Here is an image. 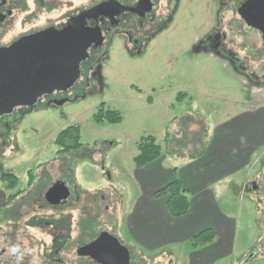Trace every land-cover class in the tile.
<instances>
[{
	"label": "rangeland",
	"instance_id": "374dc122",
	"mask_svg": "<svg viewBox=\"0 0 264 264\" xmlns=\"http://www.w3.org/2000/svg\"><path fill=\"white\" fill-rule=\"evenodd\" d=\"M211 16L209 0H184L173 26L143 56L130 57L117 44L102 63V78L88 82L82 77L67 95L73 101L63 108L44 103L10 131L0 125V190L3 173L18 176L25 185L27 171L52 167L58 151L55 139L68 127H81L84 144L63 167L73 194H78L76 201L63 208L39 203L15 208L14 221H0V264H56L47 259L55 253L54 236L61 237L56 246L62 248L64 264H92L76 251L102 231L132 250L133 264H187L191 253L206 246L194 249L187 242L149 250L138 242L140 237L154 243L160 227L150 220L131 224L136 216L140 222L144 195L133 161L136 143L155 137L163 150L158 166L173 170L201 151V141L212 143L216 129L230 123L241 136L243 153L255 146L242 178L258 183L259 189L242 187L229 207L241 218L237 249L213 264H264V87L253 86L215 57L194 53L193 42L204 37ZM250 66L264 71V63ZM102 104L119 111L123 121L96 123L93 116ZM255 124L262 128L261 136L250 132ZM161 168L147 171V184ZM51 176V181L61 178L57 166Z\"/></svg>",
	"mask_w": 264,
	"mask_h": 264
},
{
	"label": "flooded vegetation",
	"instance_id": "af4514ba",
	"mask_svg": "<svg viewBox=\"0 0 264 264\" xmlns=\"http://www.w3.org/2000/svg\"><path fill=\"white\" fill-rule=\"evenodd\" d=\"M183 2L184 0H0V50L46 31L64 32L69 28L89 31L94 41L80 70L81 78L86 77L90 82L102 78V63L110 57L111 50L117 44H121L123 51L130 57L143 56L149 45L173 26ZM209 8L212 11L210 23L204 37L195 38L192 48L194 53L215 57L227 68L230 67L249 79L250 83H254L253 86L264 87L261 81L262 78L264 80V71L258 73L250 66L253 63H264V0H209ZM74 87L68 92L55 91L43 96L35 108H16L13 113L0 118V125L8 132L19 125L23 117L38 112L44 103L63 108L73 101L67 95ZM2 137L3 132L0 133V138ZM72 154L77 152L62 155L57 151L52 167L41 165L35 171H27L28 180L25 185L21 184L18 176L3 173L0 221H14L15 208L23 203L29 206L35 203L51 206L46 200V194L59 182L68 185L71 197L58 208L73 204L78 194H73V187L63 173L65 159L74 157ZM3 157L4 154L0 152V160ZM54 166H57L61 178L51 181V168ZM103 232L105 231L78 247L76 254L79 255L78 250L82 246L94 242ZM59 238L54 236L55 253L47 257L49 263L64 264L59 257L62 248L56 246ZM18 253L20 255V251H17L16 257H19ZM82 258L92 264H99L89 257ZM133 258L132 255V264Z\"/></svg>",
	"mask_w": 264,
	"mask_h": 264
},
{
	"label": "crops",
	"instance_id": "0c3cea01",
	"mask_svg": "<svg viewBox=\"0 0 264 264\" xmlns=\"http://www.w3.org/2000/svg\"><path fill=\"white\" fill-rule=\"evenodd\" d=\"M231 126L232 123L229 127L221 125L217 128L212 143L207 142V146L204 149L202 147L198 154L185 161L182 167L166 170L161 168V165L158 166L156 160L144 168H137L140 171L138 184L144 193L140 201L143 208L139 217L140 222L136 221L138 218L136 216L135 220L131 219V224L150 220L160 227V233L151 245L146 240L138 238V242L143 247L154 250L166 245L185 244L210 229L216 233V240L203 248L204 251L191 253L187 258V264H213L220 257L226 258L234 254V250L237 249L236 237L241 218L238 216L240 213L237 215L236 212L230 211L229 207L234 204L242 187L248 190L259 189V184H251L247 179L242 178L243 172L252 163L255 146H251L252 150L248 149V152L243 153L241 136L238 132L235 134L237 127L231 128ZM249 130L254 131L256 136H261L263 133L262 128L258 129L257 124L249 127ZM201 144L204 145L205 142L201 141ZM160 168L161 172L153 174L152 181L147 184L143 179L147 171ZM175 180H178L188 191L191 199L190 211L182 218H172L167 210V199L155 197L157 191ZM138 205L140 206V203ZM255 225H258L257 221ZM226 240H229L228 244Z\"/></svg>",
	"mask_w": 264,
	"mask_h": 264
},
{
	"label": "water",
	"instance_id": "95a60500",
	"mask_svg": "<svg viewBox=\"0 0 264 264\" xmlns=\"http://www.w3.org/2000/svg\"><path fill=\"white\" fill-rule=\"evenodd\" d=\"M93 41L89 31L69 28L38 33L0 50V118L18 107L35 108L40 98L55 91L71 90L81 78V63ZM70 197L71 190L63 182L46 194L54 207ZM78 254L99 264H132L130 249L106 231Z\"/></svg>",
	"mask_w": 264,
	"mask_h": 264
},
{
	"label": "trees",
	"instance_id": "16d2710c",
	"mask_svg": "<svg viewBox=\"0 0 264 264\" xmlns=\"http://www.w3.org/2000/svg\"><path fill=\"white\" fill-rule=\"evenodd\" d=\"M93 120L98 124H117L123 121V117L119 111L113 110L105 104H102L97 108ZM81 136V127L78 125L70 126L61 131L55 139L58 153L69 155L73 152L82 151L84 149V144L81 142ZM206 146L207 144H204L203 149ZM136 148L137 154L133 158V161L138 169L148 166L163 156L162 147L153 136L142 137L136 143ZM155 197H165L167 199V210L172 218H182L190 211V195L178 180H175L163 189L157 191ZM215 240L216 233L208 229L193 237L189 242L194 249H200L212 244Z\"/></svg>",
	"mask_w": 264,
	"mask_h": 264
}]
</instances>
